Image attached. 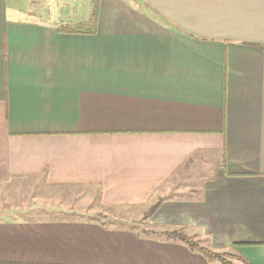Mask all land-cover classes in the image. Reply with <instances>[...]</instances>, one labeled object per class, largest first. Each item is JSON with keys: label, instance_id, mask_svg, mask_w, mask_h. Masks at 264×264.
<instances>
[{"label": "crops", "instance_id": "1", "mask_svg": "<svg viewBox=\"0 0 264 264\" xmlns=\"http://www.w3.org/2000/svg\"><path fill=\"white\" fill-rule=\"evenodd\" d=\"M18 1L0 0V210L18 213L0 264H222L174 230L264 264V0H98L88 33L91 11ZM32 204L54 215L19 216Z\"/></svg>", "mask_w": 264, "mask_h": 264}, {"label": "rangeland", "instance_id": "2", "mask_svg": "<svg viewBox=\"0 0 264 264\" xmlns=\"http://www.w3.org/2000/svg\"><path fill=\"white\" fill-rule=\"evenodd\" d=\"M18 2L19 4H21V7L31 11V12L29 11L31 13L30 17L31 19H34V20L37 19V17H33L34 12L37 13L36 10H38L41 7L42 8L46 7V5H48L47 11H46L48 15L46 16L45 20L53 23L54 20H50L51 18L48 17L50 12L52 11L55 12L54 14H52V16L56 17L60 15L61 12H65L64 14L71 13L73 9L74 16L78 15L79 17H85L88 11H91V12L93 11L95 0H23V1L19 0ZM19 197L20 196H17L16 200ZM15 204H18V201H15L13 205ZM10 206L11 204H9L8 206H5L6 208L8 207L7 210L6 209L0 210V216H5V217H13V215L16 216L18 214L17 211H12V210H11L12 212L9 211ZM41 208L43 207H41L38 204H32L29 206V209L31 211L21 212L19 216H23L25 218H34L38 216L43 217L44 214L54 215L55 211L46 210L45 212H42L43 210H41ZM144 219L146 218H143V220ZM131 225H134V224H131ZM199 244L203 246L201 243ZM203 247L208 248L209 250L213 251L216 254H219L220 259L223 261H230L233 264H238V262L240 261V258H238L236 255L230 252H220V251H215L207 246H203Z\"/></svg>", "mask_w": 264, "mask_h": 264}, {"label": "trees", "instance_id": "3", "mask_svg": "<svg viewBox=\"0 0 264 264\" xmlns=\"http://www.w3.org/2000/svg\"><path fill=\"white\" fill-rule=\"evenodd\" d=\"M97 11H98V0H95L94 8H93V11H92L88 21L83 22V23H77L71 29L74 30V32H79V33L80 32H85V33L93 32L94 28L96 27V22H97ZM155 207L156 206H151L147 210V212L144 214V218H147L148 216H150L152 214V212L154 211ZM167 234L169 236L175 238V239L180 240L184 244H186L189 249L202 253L209 260H213V259L218 258V260L222 264H233L230 261L221 260L219 254H216L213 251L209 250L208 248L201 246L198 241L194 240L190 236H187L186 234H184L180 230L169 231V232H167Z\"/></svg>", "mask_w": 264, "mask_h": 264}]
</instances>
